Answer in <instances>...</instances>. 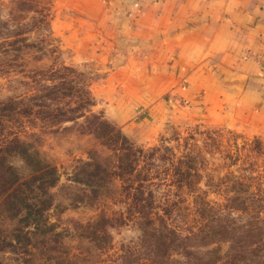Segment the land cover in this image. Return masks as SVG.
I'll return each instance as SVG.
<instances>
[{"label": "rangeland", "instance_id": "1", "mask_svg": "<svg viewBox=\"0 0 264 264\" xmlns=\"http://www.w3.org/2000/svg\"><path fill=\"white\" fill-rule=\"evenodd\" d=\"M82 2L0 0V264H264V131L118 106ZM9 142L45 166L29 173ZM89 157L118 190L98 191Z\"/></svg>", "mask_w": 264, "mask_h": 264}, {"label": "crops", "instance_id": "2", "mask_svg": "<svg viewBox=\"0 0 264 264\" xmlns=\"http://www.w3.org/2000/svg\"><path fill=\"white\" fill-rule=\"evenodd\" d=\"M93 1L74 8L96 11L89 34L116 66L107 82L125 93L118 106L145 107L150 124L168 103L264 131V0Z\"/></svg>", "mask_w": 264, "mask_h": 264}, {"label": "trees", "instance_id": "3", "mask_svg": "<svg viewBox=\"0 0 264 264\" xmlns=\"http://www.w3.org/2000/svg\"><path fill=\"white\" fill-rule=\"evenodd\" d=\"M104 128V130L107 129L106 126H103L102 129ZM13 147H17V149L19 150L20 149V153L18 154L20 157H21V163L22 165L27 169L29 170V173H35L36 171V168L38 167H44L45 165V161L41 159V156H40V152L37 151V150H32V146H30L29 144H20L18 142H9L8 145L6 144L2 150L3 153H5V150L8 148H13ZM84 167L83 170H87V168H94L95 172L91 173V174H88V176L90 177V179H93V178H96V180H93V181H96L98 182L96 188L98 189V191H101V190H105L107 189V187H111V188H114L115 190H118L117 186L114 184V183H108L106 181L105 178H103V175H102V171L106 174L107 171L106 170H103L102 169V162L99 161V159L97 158H91L89 157V161L87 162H84L82 164ZM16 167V166H11L10 165V168L8 170H10V172H14V176H15V180H16V184H20V185H23L25 182H29V179H27V176L23 179V178H19L18 180V176H22L24 174V172H21V170L24 168V167ZM48 167H46L47 169ZM48 174H50V182H49V187L50 186H53L55 183L58 182V180L60 179V176L58 174V171H57V168L56 167H49L48 170H46ZM45 172V170H41V172L39 173L40 174H43ZM11 173H9L10 175ZM76 181L77 182H80V183H84L90 187H95V186H91V184H87L85 183L83 180H81L79 177H76ZM94 182V183H96ZM122 182H124L122 180ZM124 185V184H123ZM122 185V186H123ZM121 186V188H123ZM26 203V202H25ZM142 221H145V225L143 224L142 225V230L144 231V234H149V229L151 228V224H149L150 220L149 218L146 216V217H141L140 218Z\"/></svg>", "mask_w": 264, "mask_h": 264}]
</instances>
